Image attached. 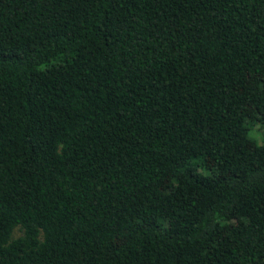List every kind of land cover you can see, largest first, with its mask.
Wrapping results in <instances>:
<instances>
[{"label":"trees","instance_id":"obj_1","mask_svg":"<svg viewBox=\"0 0 264 264\" xmlns=\"http://www.w3.org/2000/svg\"><path fill=\"white\" fill-rule=\"evenodd\" d=\"M0 264H264V0H0Z\"/></svg>","mask_w":264,"mask_h":264}]
</instances>
